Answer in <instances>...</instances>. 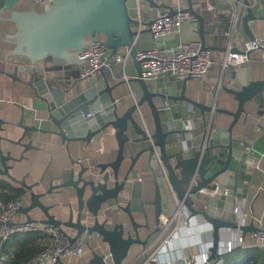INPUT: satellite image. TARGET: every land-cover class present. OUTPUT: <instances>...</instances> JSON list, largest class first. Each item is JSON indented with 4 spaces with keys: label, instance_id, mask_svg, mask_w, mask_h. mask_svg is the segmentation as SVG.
I'll use <instances>...</instances> for the list:
<instances>
[{
    "label": "water",
    "instance_id": "1",
    "mask_svg": "<svg viewBox=\"0 0 264 264\" xmlns=\"http://www.w3.org/2000/svg\"><path fill=\"white\" fill-rule=\"evenodd\" d=\"M238 1L245 8V12L239 15L241 24L248 38H252L254 34L247 21L254 17L250 5L253 0ZM165 7L173 11L171 6ZM186 8L195 15L197 34L202 45L213 47L205 40L204 16L194 9L191 0H188ZM11 22L15 23V29L9 34L7 28ZM150 22L151 19L143 22L140 18H133L128 12L127 0H53L43 8L36 6L33 0H0V74L23 80L34 90L44 102L51 120L60 127L59 135L64 140L104 143L110 133L117 140L114 160L108 164L100 163L96 173L86 172L88 167L84 165L76 171L70 168L65 180L52 184L45 191H35L33 184L21 180L30 201L18 210L26 213L27 221L37 220L28 213L37 207L45 216L38 219L41 223L58 227L70 239L84 236L83 240L86 241L96 234L101 244L106 245L104 248L91 249L86 264H122L133 243L147 247L150 236L163 227L160 220L163 210L162 182L166 185L167 199L173 197L175 200V208L168 217L178 219L177 213L198 216L209 225V258L212 257L222 232L236 226L233 208L236 202L246 197L252 168L257 165L258 158L250 152V138L234 133L233 126L244 109V102L262 91L264 78L249 79L244 67L229 69L231 82L223 85V88L231 94L236 108L233 111L222 110L230 113L232 119L227 126L211 128L208 124L198 142L191 143L188 137L182 135L185 129L171 126L165 102L159 106L155 102L156 98L166 101L183 98L207 110L211 107L186 97L184 90L176 96L151 88L142 77L140 60L136 58V39L140 33L150 31ZM134 24L139 26L135 27ZM142 24L148 26L141 27ZM95 34L101 36L102 43L112 53L119 47L126 48L134 63L136 74L132 79L139 83L142 94L123 111L115 101L112 86L91 84L80 89L76 86L81 62L79 52L86 40ZM231 50L238 48L233 47ZM188 78L182 79L183 86ZM74 88L78 90L74 91ZM143 102L147 103L152 114V131L140 124L134 114L136 111L139 115ZM161 111L166 116L162 117ZM86 113H89L87 117L93 118H87ZM163 118L168 119L166 127L162 124ZM19 126L23 128L20 136L16 139L6 138L7 144L2 143L0 136V174L12 179L9 172L12 164L6 161H17L22 157L13 154L15 145L21 146L22 152L28 147H35L30 141L22 140L28 126L21 123ZM133 150L135 155L131 157L128 170L120 176L121 161L125 154ZM142 153L147 154V166L154 177V195L150 201L154 206L152 225L145 209H142L144 222L141 223L135 221L127 203H116L132 163ZM107 166L111 167V171L105 169ZM67 186L75 191L76 215L73 217V208L70 206L66 217L56 218L48 211V205L43 204L41 196L51 192L52 187L61 191ZM215 187L212 193L207 190ZM114 205L119 210L112 208ZM101 210L104 214L100 217ZM117 212L122 215L125 213L126 218L118 219ZM240 227L244 233L248 229L258 228L253 222ZM142 228L147 229L144 236H141ZM107 253L112 263L106 258ZM55 263L76 264L64 263L61 257Z\"/></svg>",
    "mask_w": 264,
    "mask_h": 264
},
{
    "label": "crops",
    "instance_id": "2",
    "mask_svg": "<svg viewBox=\"0 0 264 264\" xmlns=\"http://www.w3.org/2000/svg\"><path fill=\"white\" fill-rule=\"evenodd\" d=\"M183 5L188 4V0H180ZM212 6L213 11L217 13L213 23H208V16L213 15V11L203 8L197 3V0H191L196 9L204 16V36L206 43L213 46L210 48L213 62L208 72L203 77H189L184 86L182 79H177L168 75L165 82L148 81L151 88L163 90L165 93L178 96L182 90L184 95L196 102L209 106H198L186 99H170L163 100L156 98V104L161 105L165 102L167 113L170 116L171 126L174 128L185 129L182 132L184 137H188L191 143H197L199 136L204 128L210 124L211 128L217 126H227L232 115L222 109L230 111L235 110L236 102L233 101L231 94L228 93L223 85L230 84L229 69L233 67H244L246 75L249 79L264 78V59H262L256 51L249 52L248 59L236 65L222 63L227 42L231 48H242L244 40L248 39V35L243 29L240 18L235 19L226 9L233 6L234 0H207ZM140 13L136 9L137 0H127L128 12L133 18H140L141 21L147 22L158 11L165 8L169 4V0H138ZM251 9L254 17L248 19L247 24L254 36L264 37V2L253 0ZM241 13L245 12L243 7ZM240 13V14H241ZM138 18V19H139ZM184 28L181 29L179 35H169L163 39V43L176 42L178 39L199 38L197 34L198 23L196 19L184 22ZM133 26H139L134 24ZM148 25L142 24L141 27ZM215 31L206 33L209 29ZM225 27V28H224ZM15 29V23L8 24L7 31L12 34ZM228 32V33H225ZM154 44V40L150 31L142 32L136 39L137 50L147 49ZM118 50H124L119 47ZM79 68V67H78ZM136 74L134 63L130 58L123 63H112L109 67L97 71L90 79L85 80L78 78L76 86L84 88L87 85L96 84L102 87L106 84L112 86V94L115 101L123 111L127 106L135 102L141 97L142 90L139 83L132 77ZM126 76L127 78H124ZM71 80V77H69ZM78 88H74L77 91ZM244 109L241 110L237 121L233 126L234 133L242 134L251 140L250 152L258 158L257 165L252 168L250 184L246 197L236 204L241 208L243 213V222L248 224L253 222L256 226H264V87L256 97L246 100L243 104ZM141 117L138 112H134L137 121L149 131L153 130V118L146 102L140 105ZM48 110L40 99L29 88L23 80L13 79L7 74H0V136L3 144H7L6 138L16 139L20 136L23 128L19 126L21 123L28 126L22 140L31 142L35 147H28L24 152L21 146L15 145L16 150L13 154L17 157L22 155L17 161L8 159L6 162L12 164L9 168L10 174L14 179L0 174V194H8L18 192L22 199L23 205L29 203V194L26 188L21 184V180L26 183L33 184V190L45 191L52 184H58L65 180L68 176L70 168L75 171L81 165L87 166L86 172L91 173L99 171L100 163L113 161L117 151V140L113 134L104 143L97 141L85 142L83 140H64L59 135L60 127L57 126L49 117ZM87 117V113L85 114ZM164 117L165 112L161 111ZM92 119L93 116L87 117ZM167 120L163 118L162 124L167 125ZM31 128V129H29ZM139 147V146H138ZM137 147V148H138ZM136 149V148H135ZM135 151L125 154L124 159L119 166V174L128 170L131 157L135 155ZM91 169V170H90ZM111 171V167L105 168ZM163 210L161 217L171 214L175 208V200L167 199L166 185L161 184ZM52 191L42 195L41 200L44 205H48V211L53 213L56 218H63L68 215L70 206L73 208V217L76 215L77 198L75 191L71 186L64 187L61 191L52 187ZM154 195V177L147 166V154L142 153L135 158L129 169L124 187L118 193L117 204L129 205L135 221L144 222L145 209L149 222L153 224L154 206L150 203ZM115 210H119L114 205ZM31 217L37 219V230L34 231L35 236L40 239L43 244L44 239L51 237L50 232L43 228V223L38 219L45 217L43 212L35 207L28 211ZM104 211H100V217ZM118 219H125L120 212L116 213ZM86 218L84 213L83 219ZM15 220H26V213L17 210L14 215ZM112 220H115L113 218ZM180 219H173L169 226H164L154 232L150 238L147 247L133 243L128 251V255L122 264H144L143 252L146 249L147 254L153 253L158 259L165 260L171 256L178 257L199 251L206 247L210 241L209 225L201 220L198 216H185L184 222ZM67 230L70 228L65 227ZM141 230V236L147 232V229ZM162 230V231H161ZM250 229L244 233V242L249 244L253 237ZM39 233V234H38ZM235 234L229 229L222 232L220 246L225 244V240H233ZM25 236L24 233L10 235L3 242V252L7 258L12 254L16 246L20 244H28L25 241L34 240ZM84 236H82V240ZM84 250L79 256L67 255L61 257L64 263L73 262L76 264H86V260L91 256V249L98 247H106L101 244L98 235L93 234L86 241L83 240ZM112 262V260H110ZM59 264V263H55Z\"/></svg>",
    "mask_w": 264,
    "mask_h": 264
},
{
    "label": "built area",
    "instance_id": "3",
    "mask_svg": "<svg viewBox=\"0 0 264 264\" xmlns=\"http://www.w3.org/2000/svg\"><path fill=\"white\" fill-rule=\"evenodd\" d=\"M34 4L40 8L49 5L53 0H33ZM197 3L204 9L213 11V6L207 0H197ZM173 11L170 12L168 7L158 11L149 24L150 33L154 42L157 39H164L169 35H179L181 33L182 21H190L195 19L193 11L187 9V5H183L180 0H169V4ZM195 10L196 7L193 4ZM243 4L238 0H234L233 6L227 8L226 11L238 20ZM136 9L140 13V6L137 0ZM217 13L213 11V15L208 16V23H213V19ZM139 18V17H138ZM212 31L209 30V33ZM228 33V32H225ZM256 51L259 56L264 59V37L254 36L244 40L243 47L238 50H231L230 43L227 42L226 50L222 63L224 65H236L248 59L249 52ZM79 57L78 77L88 80L92 78L98 70L109 67L112 63H123L130 58V54L126 48L117 50L114 53L110 51L101 41V36L95 34L86 40L82 46ZM136 58L140 60L142 77L147 81L160 80L165 82L168 75L177 79L185 77H203L209 70L213 62L210 48L202 45L199 38L178 39L176 42L163 43L159 45L154 43L150 48L137 50ZM124 78H127L124 76ZM89 115V113H87ZM210 193L215 188L207 189ZM20 196L11 199L0 198V264H6V257L2 249L3 242L13 233L24 231H36L37 224L32 221H19L14 219L16 211L22 206ZM235 213V227L226 230H233L235 238L233 240H225V244L220 246V240L216 251L209 258L211 238L209 244L201 248L199 251L181 255L178 257L171 256L165 260L158 259L153 253L147 254L146 249L143 252L144 264H223L224 252L231 250L236 246H255L264 249V226H258L257 229L251 231L253 237L249 244L244 242V232L240 227L243 222V213L241 208L236 204L233 208ZM185 223V216L177 213V217ZM173 219L164 215L160 216V220L164 227L168 226ZM45 231L52 235L48 242L40 248L36 253L25 260L24 264H55L58 257L67 255L79 256L82 254L83 240L82 237L70 239L66 234L61 232L58 227L44 224ZM224 230V231H226ZM221 239V238H220ZM106 258L112 263L110 255L107 253Z\"/></svg>",
    "mask_w": 264,
    "mask_h": 264
},
{
    "label": "trees",
    "instance_id": "4",
    "mask_svg": "<svg viewBox=\"0 0 264 264\" xmlns=\"http://www.w3.org/2000/svg\"><path fill=\"white\" fill-rule=\"evenodd\" d=\"M209 30L206 31V33H209ZM211 31H215V28L212 27ZM18 194V192L0 194V198L11 199L13 197L19 196ZM18 233L21 232H16L12 235ZM22 233H24L25 236L33 239L37 238V236H35V234L37 233H34V231H24ZM50 238L51 237L49 236V238L44 239L43 244L40 242V239H34L25 241L28 244H20L16 246L12 254L6 258V264H24L25 260L36 253L38 250H40V248H42ZM222 256L223 264H264V249H260L255 246L239 245L227 252H224Z\"/></svg>",
    "mask_w": 264,
    "mask_h": 264
},
{
    "label": "rangeland",
    "instance_id": "5",
    "mask_svg": "<svg viewBox=\"0 0 264 264\" xmlns=\"http://www.w3.org/2000/svg\"><path fill=\"white\" fill-rule=\"evenodd\" d=\"M184 22L186 23V21H182V23H181V29L184 28V24H183ZM154 43H157V44H159V45H162V44H163V39L159 38V39H157L156 42H154ZM153 45H154V44H153ZM149 48H150V47H149Z\"/></svg>",
    "mask_w": 264,
    "mask_h": 264
}]
</instances>
